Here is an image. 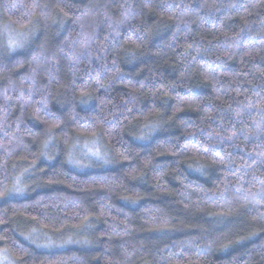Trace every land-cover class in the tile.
<instances>
[{
    "label": "trees",
    "instance_id": "obj_1",
    "mask_svg": "<svg viewBox=\"0 0 264 264\" xmlns=\"http://www.w3.org/2000/svg\"><path fill=\"white\" fill-rule=\"evenodd\" d=\"M0 250L264 264V0H0Z\"/></svg>",
    "mask_w": 264,
    "mask_h": 264
},
{
    "label": "rangeland",
    "instance_id": "obj_2",
    "mask_svg": "<svg viewBox=\"0 0 264 264\" xmlns=\"http://www.w3.org/2000/svg\"><path fill=\"white\" fill-rule=\"evenodd\" d=\"M5 28H7V27H5ZM4 30H6V29H4ZM5 33H6V31H5ZM1 37H3V36L1 35ZM19 41H21V39H19ZM19 41H18V39H16L14 41V43H11V44H14V45L16 44L17 45L18 43H20ZM83 149L84 150H82L81 148H76L75 151L73 152L74 157L72 159V164L74 166H78L79 167L80 166L79 164H80L81 161H88V160H94V159L96 160V158L100 157V153L97 152V151H95V152L91 151V148H89V149L83 148ZM15 192H17V191L13 190V193H14L13 195L16 194ZM0 264H14V263L12 262L10 257L5 252L0 250Z\"/></svg>",
    "mask_w": 264,
    "mask_h": 264
},
{
    "label": "snow or ice",
    "instance_id": "obj_3",
    "mask_svg": "<svg viewBox=\"0 0 264 264\" xmlns=\"http://www.w3.org/2000/svg\"><path fill=\"white\" fill-rule=\"evenodd\" d=\"M10 46L13 47V48H15V47H17L18 45H14V44H11V43H10Z\"/></svg>",
    "mask_w": 264,
    "mask_h": 264
}]
</instances>
